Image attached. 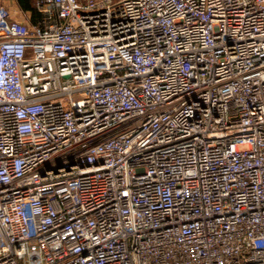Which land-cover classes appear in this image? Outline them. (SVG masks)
<instances>
[{"label": "built area", "instance_id": "obj_1", "mask_svg": "<svg viewBox=\"0 0 264 264\" xmlns=\"http://www.w3.org/2000/svg\"><path fill=\"white\" fill-rule=\"evenodd\" d=\"M0 1V264H264V0Z\"/></svg>", "mask_w": 264, "mask_h": 264}, {"label": "crops", "instance_id": "obj_2", "mask_svg": "<svg viewBox=\"0 0 264 264\" xmlns=\"http://www.w3.org/2000/svg\"><path fill=\"white\" fill-rule=\"evenodd\" d=\"M0 1L9 7L13 17L18 18V19H23L26 16H30V18H31L30 10H26V9L22 8L18 4L17 0H0ZM33 5H34V3H33Z\"/></svg>", "mask_w": 264, "mask_h": 264}, {"label": "trees", "instance_id": "obj_3", "mask_svg": "<svg viewBox=\"0 0 264 264\" xmlns=\"http://www.w3.org/2000/svg\"><path fill=\"white\" fill-rule=\"evenodd\" d=\"M17 2L22 8L26 10H30L32 21H35L37 19V17L39 16V13L35 9V6L33 5L34 0H17Z\"/></svg>", "mask_w": 264, "mask_h": 264}, {"label": "rangeland", "instance_id": "obj_4", "mask_svg": "<svg viewBox=\"0 0 264 264\" xmlns=\"http://www.w3.org/2000/svg\"><path fill=\"white\" fill-rule=\"evenodd\" d=\"M27 17V16H26Z\"/></svg>", "mask_w": 264, "mask_h": 264}]
</instances>
